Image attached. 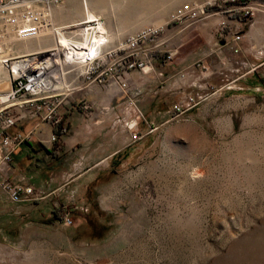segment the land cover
<instances>
[{
    "label": "rangeland",
    "instance_id": "1",
    "mask_svg": "<svg viewBox=\"0 0 264 264\" xmlns=\"http://www.w3.org/2000/svg\"><path fill=\"white\" fill-rule=\"evenodd\" d=\"M211 1L103 0V9L96 13L131 33L140 24H168L183 5ZM79 2L85 10L83 0ZM261 27L253 20L242 29H250L261 42ZM3 31L7 39L2 45L8 46L3 49L12 48L14 55L53 44L50 36L19 39L0 25V36ZM202 67L196 65L186 74L207 83ZM0 77L6 82L3 73ZM213 78L207 100L172 121L171 103L167 111L143 115L133 107L128 120L141 127L133 140L139 143L140 159L137 169L129 161L122 184L115 186L112 195L118 203L73 204L68 210L75 212L74 226L51 225L56 217L49 215L50 227L30 231L20 244L1 236L0 264H264V91L258 86L262 79L225 87L231 80ZM187 89L178 90L185 92L178 102L191 93L202 95L199 89ZM95 105L87 104L89 112L97 110ZM132 133L129 130L130 137Z\"/></svg>",
    "mask_w": 264,
    "mask_h": 264
},
{
    "label": "crops",
    "instance_id": "2",
    "mask_svg": "<svg viewBox=\"0 0 264 264\" xmlns=\"http://www.w3.org/2000/svg\"><path fill=\"white\" fill-rule=\"evenodd\" d=\"M259 4L254 0L249 3L253 7ZM259 9L253 20L261 23V31L264 32V9ZM231 10L234 9H227L182 31L174 28L168 30L164 35L169 42L168 47H163L158 52L151 71L148 74L132 72L126 75L125 80L130 88L128 95L113 82L108 86L93 83L77 94L65 116L68 132L58 143L52 142L55 134L53 127L41 115L26 110L22 114L24 117L16 127L8 131V135L30 137L12 153L11 167L0 173V183L8 180L23 188L33 187L44 199L14 203L0 185V238L6 234L9 241L20 244L30 231H46L50 227L47 216L54 215L58 209L70 215L75 214L73 210H68L73 204L118 203L114 202L112 195L115 186L128 173L129 161L135 162L134 167L137 169L140 159L137 153L139 143L134 144L132 137L141 127L138 121L128 120L129 114L134 112L133 107L143 115V112L167 111L170 103L171 106L186 104L187 100L177 101L185 98L184 90L178 91L184 87L202 91L200 96L189 94L200 104L207 100L205 92L213 77L215 81L224 78L231 80L225 86L228 87L241 80L259 76L262 82H258V86L264 91V39L261 42L256 40L250 29L243 32L242 27L248 26L253 20H230L228 13ZM83 15L79 0H64L54 10L58 25L73 23L83 18ZM223 20H228L242 33L241 41H236L231 36L227 39L218 37L217 28ZM107 26L115 42L143 28L140 24L129 33L109 23ZM235 50L239 52L235 53ZM173 51L177 54L173 60L168 61L165 52ZM199 64L207 71L203 75L209 81L207 83L201 78L186 74V70ZM114 101H118V104L111 109ZM90 103H99L97 110L94 108L89 112L87 104ZM172 114L173 108L169 121L173 120ZM129 130L133 132L131 137ZM3 152L0 141V154ZM133 171L136 170L131 172ZM50 206L53 208L49 213ZM57 223L59 222L53 220L51 225Z\"/></svg>",
    "mask_w": 264,
    "mask_h": 264
},
{
    "label": "built area",
    "instance_id": "3",
    "mask_svg": "<svg viewBox=\"0 0 264 264\" xmlns=\"http://www.w3.org/2000/svg\"><path fill=\"white\" fill-rule=\"evenodd\" d=\"M63 1L0 0V25L4 29H12L19 39H44L50 36L53 40L52 46L42 51L14 55L11 48L8 57H0V68L10 84L8 89L0 88V141L4 148L0 154V173L11 167L12 153L30 137L8 135V131L24 117L22 114L26 110L41 115L56 131L65 120L73 98L93 83L103 86L116 83L128 95L130 88L125 80L126 75L132 72L148 74L151 71L158 52L168 47L169 42L164 35L169 29H188L231 8L234 10L228 13L230 20L248 22L255 18L259 8L264 9V4L257 7L249 5L253 0H212L207 5L186 4L171 16L168 24L143 28L115 42L106 20L101 16L86 15L74 23L58 25L54 10ZM238 1L244 3L222 9L224 4ZM209 7L220 9L209 11ZM217 35L221 39L230 36L236 41L242 39V33L228 20L220 22ZM6 39V33L1 32L0 49L8 47L2 45ZM176 54V51L165 52L168 61L173 60ZM198 105L199 101L194 96L188 97L186 104H175L173 120ZM61 137L55 133L52 142L58 143ZM132 138L137 140L138 134L135 133ZM0 185L14 203L44 199L33 187L23 188L8 180ZM62 223L72 227L75 220L63 212Z\"/></svg>",
    "mask_w": 264,
    "mask_h": 264
},
{
    "label": "bare ground",
    "instance_id": "4",
    "mask_svg": "<svg viewBox=\"0 0 264 264\" xmlns=\"http://www.w3.org/2000/svg\"><path fill=\"white\" fill-rule=\"evenodd\" d=\"M102 2H103V0H84L83 5L85 4L86 7H84L85 10H83V13H85L89 17L90 16H98V14L96 13V10L103 9ZM26 48H28V50H30V47H26ZM8 55H10V54H8V52H6V50L3 49V47H1L0 57L5 58V57H8ZM1 73H3L6 76V74L0 68V75H1ZM1 87L8 89L10 87L9 81L6 80V82H4V81L0 82V88Z\"/></svg>",
    "mask_w": 264,
    "mask_h": 264
},
{
    "label": "trees",
    "instance_id": "5",
    "mask_svg": "<svg viewBox=\"0 0 264 264\" xmlns=\"http://www.w3.org/2000/svg\"><path fill=\"white\" fill-rule=\"evenodd\" d=\"M244 2L242 1H238L237 3H231V2H228L226 4H224L222 6V9H225V8H230L232 6H235V5H240V4H243ZM220 8L218 7H209L208 10L209 11H212V10H219ZM68 132V129L67 127L65 126V120L62 122V124L56 129L55 133L60 135V136H64L66 135ZM56 147H58V144L56 145ZM54 216L56 217V221L57 222H61L62 223V217H63V212L62 210L58 209L56 212H54Z\"/></svg>",
    "mask_w": 264,
    "mask_h": 264
}]
</instances>
